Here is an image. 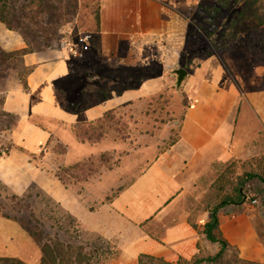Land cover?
I'll use <instances>...</instances> for the list:
<instances>
[{
    "label": "crops",
    "instance_id": "0c3cea01",
    "mask_svg": "<svg viewBox=\"0 0 264 264\" xmlns=\"http://www.w3.org/2000/svg\"><path fill=\"white\" fill-rule=\"evenodd\" d=\"M180 1L99 0V53L84 64V73L79 72L81 64L52 45L48 57L34 51L21 56L26 88L18 81L0 88L1 115L16 119L0 132L7 149L0 155V183L15 196L31 193L52 201L69 219L68 227L59 222L49 226L58 240L82 245L88 254L96 252L101 264H137L141 255L172 263L202 251L217 253L219 245L198 233L208 213L197 205L220 168L244 157L264 133L261 84L250 82L242 91L217 55L190 57L193 47L188 22L177 8ZM25 47L20 41L15 49ZM184 64L193 71L184 88L189 106L178 140L166 156L150 162L109 200L104 196L117 186V179H90L83 198L51 173L69 163L48 170L30 160L31 155L41 156L51 165L50 153L43 149L53 138L63 146L64 138L78 143L71 132L74 126L158 93L171 80V72ZM256 71L262 78L263 69ZM246 211L222 208L219 229L240 259L264 264V242L254 215ZM0 258L25 264L41 260L40 246L20 222L1 216Z\"/></svg>",
    "mask_w": 264,
    "mask_h": 264
},
{
    "label": "rangeland",
    "instance_id": "374dc122",
    "mask_svg": "<svg viewBox=\"0 0 264 264\" xmlns=\"http://www.w3.org/2000/svg\"><path fill=\"white\" fill-rule=\"evenodd\" d=\"M24 1L21 0L20 4L24 3ZM79 1V3H75L74 0H63L61 5L58 0H41L40 4L42 3L43 10L39 17L47 19V16H51L54 13L55 18L59 17L58 22L60 24L56 35L50 33L48 45L39 37L37 29L34 28L29 34L27 33L29 35V47L31 46L34 52L48 57L49 48H52V45H58L57 40L66 28H74L75 32L94 33V21L91 11L96 0ZM225 1L189 0L187 3V1L183 0L179 2L178 11L188 22V39L193 47L190 57L217 55L222 60L225 70L233 76L242 91L248 87L250 82L261 84L264 89V0H250L246 5L235 3V0H230L225 5ZM36 3L38 2L36 1ZM14 4L18 6V3ZM55 6L56 8L59 6L58 9L55 10ZM35 8L34 5L33 9L36 10ZM26 12L31 11L28 9ZM241 12L244 13L243 24L245 26L242 25L237 28L242 34L239 38H234L229 35V24L234 18L236 20V16ZM6 30V26L0 22V88L4 90L9 87L10 82L18 81L23 84L27 74V68L22 65L21 56L10 57L8 55L12 51L19 50L15 48L18 47L20 41H23L25 45H27V42L19 32L14 31L17 35H9ZM204 41L206 45L203 46ZM11 47L14 48L10 49ZM89 47V44H87V49H85L82 58H73L76 63L81 64L79 70L81 73L87 70H85L84 64L89 65L95 59L93 55L88 53ZM181 68H184L187 72L193 71L187 64L181 65ZM258 68L263 69L262 78L256 74ZM139 74L144 75L142 73ZM171 76V80L158 93L120 107L116 114L113 115L114 121L108 123L98 142H80L76 139L78 143H74L64 138V145L67 148L64 154H60V150L57 148L58 142L53 138L52 142L43 149L45 153H50V163L52 164L46 166L41 156L35 157L33 160L34 164L43 165L44 168L52 170L55 164H60L61 162L69 163L62 166L58 165V168L56 170L54 168L51 173L61 174L67 188L82 194L83 198H85L84 185L86 182H90V179L100 180V177L103 180L117 179V186L107 196H104L105 199H110L123 186L140 174L150 162L166 156L170 147L178 140L182 115L189 106V96L184 91L188 75L179 87L175 86L176 75L174 71L171 72ZM256 78L257 82H255ZM160 94L162 97L158 99ZM2 96L3 94H0V102ZM15 121V118L4 116L0 113V132L15 123ZM71 132L73 133L72 129ZM2 139L0 134V144H4ZM255 140L244 157L220 168L224 192L229 193L231 191L236 176L241 175L243 172L254 171L260 173L262 171L264 167V133H260ZM92 152L94 154L91 156L76 161L80 155H87ZM88 159L93 160L95 165L94 171L92 170L90 173L85 171V180L77 179L80 176L78 171L70 170L73 175L68 171H64L66 168H70L76 163H83ZM246 188H250L253 193H258L261 187L257 185L256 180H253ZM12 195L0 183V207L4 206L5 208L2 212L9 214L11 217L16 216L17 219L22 220L28 226V214L12 212L9 209V206L14 204L10 200ZM204 196L196 209H204ZM104 198L98 199L104 200ZM252 201L245 204L243 209L245 211L247 209V213L250 212L249 214L254 215L253 223L256 225L261 240L264 242V211L261 208L259 198L253 204ZM30 203L31 210L35 214L34 217L40 223V229H43L48 236L55 237L57 235L54 232V228L49 227L50 225L59 222L62 226L68 227V217L55 208V204L47 197L35 195ZM41 206L45 207L42 209ZM35 219L34 221H36ZM33 224L34 222L32 221L30 225ZM72 236L69 233V237ZM74 240L72 239V241ZM73 245L75 247L78 244ZM206 255H209L206 251L199 253L200 257ZM99 257L95 252L91 257L92 259H90L92 260L91 264H101ZM237 258H239L237 251L234 248L228 249L224 254L222 264H235ZM177 261L168 263L176 264ZM143 262L144 264H162L157 261L144 260Z\"/></svg>",
    "mask_w": 264,
    "mask_h": 264
},
{
    "label": "trees",
    "instance_id": "16d2710c",
    "mask_svg": "<svg viewBox=\"0 0 264 264\" xmlns=\"http://www.w3.org/2000/svg\"><path fill=\"white\" fill-rule=\"evenodd\" d=\"M21 0H0V22L6 26L8 30L17 31L22 35L23 39L27 42L25 48H22L18 51H12L8 55L10 57L16 55H24L27 53L33 52L31 46L29 47V33L32 29H37V33H39V37L45 41L46 45H48L50 40V33L56 35L58 32V22L59 17L55 18L54 13L51 16H47V19H41L39 14L41 13L42 3L41 0H25L24 3L20 4ZM36 1L38 3H36ZM75 3H79V0H74ZM63 0H58V3L62 5ZM230 0H226L224 4L226 5ZM235 3H243L248 4L250 0H235ZM14 3H18L16 6ZM34 5L35 9L34 10ZM37 5V6H36ZM31 7V8H30ZM59 7V6H58ZM56 6L54 9H58ZM30 10L31 12H26V10ZM9 10L11 11L9 13ZM91 13L93 14L94 21V33H91V40L89 42V51L90 55H93L94 58L98 57L99 53V0H96ZM8 15V16H7ZM57 15V14H56ZM244 13L241 12L236 16L233 20L230 21L229 24V35L234 38H239L242 32L237 29L239 26L244 25ZM61 17V15H60ZM40 18V19H38ZM245 26V25H244ZM28 33V34H27ZM24 88H26L25 81L23 82ZM184 95V94H183ZM161 94L158 96L160 99ZM3 101V96L1 98V102ZM187 107V106H186ZM186 109V108H185ZM117 110H109L104 113V115L97 119L95 123H86L76 125L72 128L74 136L80 142H89L94 143L98 142L102 137L104 130H106L108 123L114 121V116ZM186 110H184L185 113ZM182 115V119L184 116ZM49 143V141H48ZM58 149L60 150V154H64L66 152V146H62L58 143ZM7 153V149L5 154ZM1 155V154H0ZM35 155L30 156V160L33 162L35 159ZM95 162L93 160H86L83 163H76L70 168H66L64 171L70 172V170L78 171L80 176L77 179L85 180L86 173H90L94 168ZM86 168V169H85ZM94 171V170H93ZM73 175L72 172H70ZM54 176L65 186V181L61 174L57 173ZM222 174L219 175L214 182L208 188L205 196L203 207L204 210L208 213V221L202 226L201 229H198V233L203 235L204 238L211 242L219 245L218 252L214 255H206L204 257H200L199 253L196 254L192 259H178L176 264H222V260L224 258V254L228 249H232V247L228 244V242L223 238L221 231L219 229V212L222 208L226 206H233L236 209L243 208V206L252 200H256L259 198L260 205L262 210L264 211V167L260 173L254 171H245L241 175L236 176L233 181V186L231 191L224 192L223 181L221 182ZM253 180H256L257 185L260 186V190L258 193L250 190V188H246V186L251 183ZM34 194L28 193L23 196H15L12 195L10 200L14 202L13 205L9 206V209L12 212L21 213L24 212L28 214L29 220L28 226L24 224V222L20 219H17L16 216H10L9 214H5L2 212L4 210V206L0 207V216L4 218H10L15 221L20 222L22 227L29 233L32 240L40 246L41 250V260L40 264H88L89 260L92 257V252L85 253V247L82 245H76L74 247L73 244L63 243L58 240V238L50 237L48 234L44 232L43 229H40V223L34 217V212L31 210V203ZM36 196H39L38 194ZM109 200V199H108ZM34 219L36 221H34ZM34 222L33 225H30L31 222ZM193 228L197 229V225L192 223ZM95 252L94 250H92ZM144 260L147 261H157L162 264H169L161 258H155L148 255H141L138 257L137 264H144ZM0 264H25L16 258H0ZM235 264H260L256 262L242 260L237 258L235 260Z\"/></svg>",
    "mask_w": 264,
    "mask_h": 264
},
{
    "label": "built area",
    "instance_id": "2783aa9c",
    "mask_svg": "<svg viewBox=\"0 0 264 264\" xmlns=\"http://www.w3.org/2000/svg\"><path fill=\"white\" fill-rule=\"evenodd\" d=\"M90 40V33L75 32L74 28H66L60 34L57 43L60 50L67 52L71 58L79 59L83 57ZM5 152L6 147L0 144V154L5 155ZM255 202L256 200H253L252 204Z\"/></svg>",
    "mask_w": 264,
    "mask_h": 264
},
{
    "label": "water",
    "instance_id": "95a60500",
    "mask_svg": "<svg viewBox=\"0 0 264 264\" xmlns=\"http://www.w3.org/2000/svg\"><path fill=\"white\" fill-rule=\"evenodd\" d=\"M174 74L176 75V83L175 86L179 87L184 80V78L188 75V72L184 68H176L174 70Z\"/></svg>",
    "mask_w": 264,
    "mask_h": 264
}]
</instances>
